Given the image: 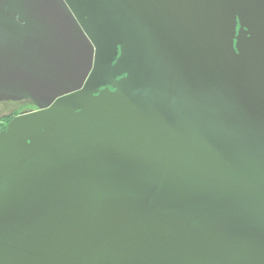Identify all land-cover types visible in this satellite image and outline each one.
Segmentation results:
<instances>
[{"label":"water","instance_id":"1","mask_svg":"<svg viewBox=\"0 0 264 264\" xmlns=\"http://www.w3.org/2000/svg\"><path fill=\"white\" fill-rule=\"evenodd\" d=\"M0 264H264V0H0Z\"/></svg>","mask_w":264,"mask_h":264},{"label":"rangeland","instance_id":"2","mask_svg":"<svg viewBox=\"0 0 264 264\" xmlns=\"http://www.w3.org/2000/svg\"><path fill=\"white\" fill-rule=\"evenodd\" d=\"M34 108V103L29 99L24 100H5L0 102V117L3 115L9 114L13 111L21 110V109H30Z\"/></svg>","mask_w":264,"mask_h":264},{"label":"flooded vegetation","instance_id":"3","mask_svg":"<svg viewBox=\"0 0 264 264\" xmlns=\"http://www.w3.org/2000/svg\"><path fill=\"white\" fill-rule=\"evenodd\" d=\"M5 101V100H4ZM20 101V100H19ZM3 102V101H0ZM37 109V107L35 106L34 108H28V109H21V110H17V111H13L9 114L3 115L2 117H0V131L3 130L4 128H6L8 122L17 114H20L22 112H26V111H32Z\"/></svg>","mask_w":264,"mask_h":264}]
</instances>
